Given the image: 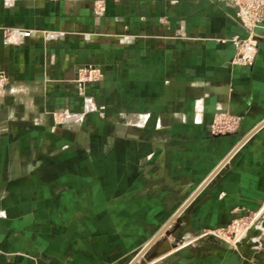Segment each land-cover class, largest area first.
Segmentation results:
<instances>
[{
  "label": "crops",
  "instance_id": "crops-1",
  "mask_svg": "<svg viewBox=\"0 0 264 264\" xmlns=\"http://www.w3.org/2000/svg\"><path fill=\"white\" fill-rule=\"evenodd\" d=\"M234 36L229 0H0V264H129L165 230L157 260L264 264V230L201 241L264 210V22L252 65Z\"/></svg>",
  "mask_w": 264,
  "mask_h": 264
},
{
  "label": "built area",
  "instance_id": "built-area-1",
  "mask_svg": "<svg viewBox=\"0 0 264 264\" xmlns=\"http://www.w3.org/2000/svg\"><path fill=\"white\" fill-rule=\"evenodd\" d=\"M235 7V15L240 24L247 32L246 37L234 36L232 42L236 47V54L232 62L239 65H252L257 53V43L255 39V29L262 26L264 22V0H229ZM104 11L102 3L96 5V12ZM97 73L94 68L88 67L79 70L77 80L80 83L95 80ZM4 84V77L0 74V94ZM239 125V118L233 117L227 112H220L211 123L210 130L213 134L233 132ZM240 218H236L227 227L212 232L216 236L226 239L227 229L234 224H238ZM235 236V235H234ZM233 236V237H234Z\"/></svg>",
  "mask_w": 264,
  "mask_h": 264
},
{
  "label": "water",
  "instance_id": "water-1",
  "mask_svg": "<svg viewBox=\"0 0 264 264\" xmlns=\"http://www.w3.org/2000/svg\"><path fill=\"white\" fill-rule=\"evenodd\" d=\"M261 225L264 227V218L262 219ZM174 231H162L155 239L152 240L145 248H143L141 251H139L130 261L129 264H137L138 262H141V264H176V261L180 258H187L189 256L188 252L191 249L192 245H187L172 254H170L166 258H162L157 260L160 256L163 254L169 252L171 249H173L176 245L171 246L169 244L164 250H159V246L161 244L168 242V237L173 234ZM164 234V236L160 237L161 234ZM260 231L258 229H253L250 232L246 234L245 237L242 238L239 242H236L235 247L238 249L243 248H251L259 244L258 240H252V237H255L257 234H259ZM159 239V240H158ZM203 240H211L213 242L219 243L222 247L228 248L230 245L228 242L215 234H206L203 238H201V241ZM196 242H199L198 240ZM169 243V242H168ZM151 248V250H150Z\"/></svg>",
  "mask_w": 264,
  "mask_h": 264
},
{
  "label": "rangeland",
  "instance_id": "rangeland-1",
  "mask_svg": "<svg viewBox=\"0 0 264 264\" xmlns=\"http://www.w3.org/2000/svg\"><path fill=\"white\" fill-rule=\"evenodd\" d=\"M65 115H59L55 124L62 123L65 119ZM264 218V210L258 214L248 215L246 217L240 218L238 224H234L227 229V242L230 246L235 247L236 242L242 240L248 232L253 229H258L260 231L255 237H252V240H257L263 233L264 227L261 225L262 219ZM235 235V236H234ZM234 236V237H233ZM223 239V238H222ZM226 240V239H224ZM259 244L261 241L258 238ZM258 246V245H256ZM137 264H141L138 262Z\"/></svg>",
  "mask_w": 264,
  "mask_h": 264
}]
</instances>
